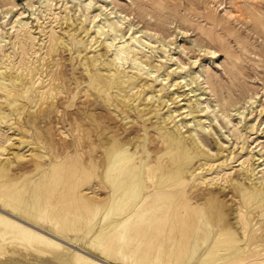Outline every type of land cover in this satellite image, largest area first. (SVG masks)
Instances as JSON below:
<instances>
[{
	"label": "rangeland",
	"instance_id": "rangeland-1",
	"mask_svg": "<svg viewBox=\"0 0 264 264\" xmlns=\"http://www.w3.org/2000/svg\"><path fill=\"white\" fill-rule=\"evenodd\" d=\"M120 49L124 67L115 58ZM109 60L121 72L104 80L107 71L101 69ZM0 67L8 84L0 80V104L14 96L26 103L21 122L0 119V163L12 159L18 165L13 173L0 167L5 174L0 183L5 181L22 208L17 211L13 203L0 200L4 220L19 218L98 258L101 250L92 242L106 224L96 209L114 196L111 178L101 182L102 168L92 158L106 153L93 134L109 122L110 112L101 100L106 97L115 110L112 96L119 92L135 98L133 114L144 134V153L131 147L130 173H137L147 189L154 185L148 198L160 178L182 172L183 191L213 198L204 211L198 208L201 229L209 227L216 236L218 225L210 223L206 213L233 211L234 223L237 211L241 227L233 229L236 241L264 247V0H0ZM18 76L19 86L14 84ZM155 94L159 97L154 105ZM32 111L38 112L35 121L30 120ZM163 117L166 125H158ZM124 122L116 121L112 126L118 127L103 130L101 136L122 133ZM190 132L205 154L195 153L181 139ZM185 151L194 155L188 162L180 157ZM38 153L46 155L47 162L39 160ZM88 155V178L80 174L70 179L74 168L62 169L61 164L69 160L70 167L75 166ZM102 165L108 170L107 163ZM53 173H59L60 184L43 213L51 217L40 220L36 207L46 199L45 186ZM74 183L76 210L69 211L68 188L63 186ZM174 186L161 185L166 190ZM29 209L31 221L25 212ZM52 212L67 220V233L57 227ZM113 218L105 220L111 225ZM75 221H85L84 229L92 226L84 230L85 239L71 230ZM104 231L109 239L110 227ZM130 255V249H124L113 262L131 264Z\"/></svg>",
	"mask_w": 264,
	"mask_h": 264
},
{
	"label": "bare ground",
	"instance_id": "bare-ground-1",
	"mask_svg": "<svg viewBox=\"0 0 264 264\" xmlns=\"http://www.w3.org/2000/svg\"><path fill=\"white\" fill-rule=\"evenodd\" d=\"M70 19L72 20V18ZM73 23L74 21H71L70 25L72 26ZM99 28L102 30L104 27L100 26ZM62 41L65 42L66 39ZM113 43L114 41L109 46H114ZM145 46L148 47V45ZM149 48L151 47L149 46ZM57 49L59 50L60 46ZM68 49L70 50V47ZM216 52L214 51L213 53L216 54ZM122 53L123 49L116 51L115 58L121 61L119 66L124 67L125 61L122 58ZM102 55L104 54L96 55L94 60H98ZM88 62L90 61L88 60ZM112 63L113 60L105 62L104 68L101 69V71H107L103 75L104 80L109 79L113 74L121 72L114 69ZM154 71L156 70H151V72ZM87 74L88 76L91 74L89 66L87 67ZM132 76H128L127 80L132 78ZM124 77L125 75L120 78V83L124 84L127 82ZM0 80L5 87H8L2 70L0 71ZM15 80L16 83L14 84L19 86L20 77H16ZM158 97L157 94L154 95L156 99L153 104ZM112 98H114L112 105H114L115 110H111L110 103L108 104L106 97L101 100L110 112V115L107 116L109 119L108 125L103 123L102 130L93 134L106 153H99L92 156V158L98 160L97 163L102 168V174H100V169H98L99 176H104L101 177V182L104 183L107 177L111 178L110 186L113 188L112 195L114 196L113 199L100 202L96 209V216L102 215L104 217L103 224H106L100 231L96 241L92 242V247L100 249L101 254L98 258L91 257L86 253L85 255L78 248V245L74 246L77 249L70 247L71 245L69 246L67 239L65 240L61 235H57L58 237L61 236L60 238H55L45 230H41L40 227L25 225L19 218L6 221L0 216V264H114L113 259L119 252H123L124 249H130L131 264L134 262H138V264H216L214 262L216 260H222L220 264H264V247L253 243L244 245L243 242L236 241L234 230L239 231L241 227V217L237 211H235L236 213L233 216L236 219L234 223H231L233 211L206 213L208 214L209 222L218 225L216 236L209 227L205 229L199 227L201 219H199L197 212L198 208L204 211L205 208L203 207L208 206L210 199L213 198L210 194L209 196L202 194L195 198L190 193L183 191L182 189L186 183H181L182 172L175 174L174 177L169 179L160 178L154 195L148 198V192L154 185L147 189L145 181L138 178L137 173H134V177L130 173V168L133 166L134 161L129 151L131 147L144 153V134L141 133V128L137 126L136 116L133 114L134 107L131 99L135 98L128 93L121 95L119 92H115ZM25 107L26 103L20 100L18 96H14L10 100L6 98L0 104V119L21 122ZM121 112L124 116H122ZM37 114L38 112L32 111L30 120H37ZM102 118H105V116L96 115V119L101 120ZM115 120L117 122L125 120L122 123L124 133L116 134L112 132L104 137L101 136L106 132L103 130L118 127L112 126L116 124ZM167 120L163 117L162 121L159 122L158 119V125H166ZM89 135H92V133ZM164 139L169 143L166 136H164ZM181 139L186 141L195 153L205 154L206 151L193 132L186 136L183 133ZM36 156L39 160L47 162L46 155L38 153ZM180 157L184 159V162H188L194 155L185 151L184 153L181 152ZM89 161H91L90 155L84 158L83 161L79 160L77 165L70 167L71 164L67 160L61 164V168H74L69 170L71 172V175H69L70 179L77 176L76 179H78L80 174H85V178H88L86 170L90 168L91 162ZM103 163L108 164V170L103 167ZM0 167L4 168V171L13 173L12 171L18 168V165H14L12 159H6L3 163H0ZM131 172H134V170H131ZM4 175L0 174V180L3 179ZM58 175L59 173H53L50 176L44 190L48 195L44 201L41 199L40 201L42 202L38 203L36 207L35 217L40 220H44L49 215L51 217V213L47 215H43V213H47L49 210L48 206L53 201L51 195L59 187ZM65 179L63 178V182ZM116 182L118 183L114 186ZM166 182L169 186H175L167 190L163 189L161 185ZM233 182L234 184L243 185V183L237 182V179H234ZM75 183L71 186H63L65 190L68 188V193L65 195L69 211L76 210L74 209L76 207L74 194L77 189L73 188ZM107 187L110 188L108 182ZM9 191V186L5 185V181H1L0 200L5 201L8 205L13 203L15 205L14 209L17 211L22 210L21 202L13 198ZM147 198L148 200H146ZM212 204L217 205V201L212 200ZM86 205V207H89L88 203ZM25 212L29 214L27 220L31 221L32 209L25 210ZM52 213L56 215V213ZM0 214L7 216L1 209ZM53 214L52 217L56 219L57 227L66 231L63 233H67L69 231L67 220L62 215L54 216ZM110 217H114L110 221L111 225L105 220ZM86 219L89 222L92 221V217H87ZM84 222L75 221L74 227L71 228V230L80 231L82 239H85L88 234V231L85 232L84 230H90L92 227L84 229ZM107 226L112 231L109 239H106L107 232L104 231ZM101 243H104L102 247L99 246Z\"/></svg>",
	"mask_w": 264,
	"mask_h": 264
}]
</instances>
